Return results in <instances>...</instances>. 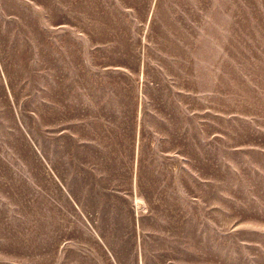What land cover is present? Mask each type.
I'll return each mask as SVG.
<instances>
[{
	"label": "rangeland",
	"instance_id": "1",
	"mask_svg": "<svg viewBox=\"0 0 264 264\" xmlns=\"http://www.w3.org/2000/svg\"><path fill=\"white\" fill-rule=\"evenodd\" d=\"M0 264H264V0H0Z\"/></svg>",
	"mask_w": 264,
	"mask_h": 264
}]
</instances>
